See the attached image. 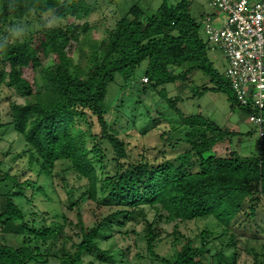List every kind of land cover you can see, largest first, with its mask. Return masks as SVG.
<instances>
[{"label": "trees", "instance_id": "trees-1", "mask_svg": "<svg viewBox=\"0 0 264 264\" xmlns=\"http://www.w3.org/2000/svg\"><path fill=\"white\" fill-rule=\"evenodd\" d=\"M32 11L51 13L67 23L41 25L20 40H12L11 27L28 19ZM91 11L87 0H0V105L5 88L27 98L21 104L9 102L10 121L2 123L0 119V130L20 136L25 149L17 156L27 155L28 166L38 171L37 178L56 177L64 185L68 173H74L86 182L81 196L112 207L110 212L96 215L91 227L80 223L81 240L72 253L61 247L53 256L61 264H83L85 255L115 264L112 249H101L99 241L136 233L135 226L142 224L147 256L160 264H204L209 253L208 264H235L238 243L244 237L241 228L256 226L264 212V135L259 139L255 129V153L246 154L243 147L237 151L235 139L252 132L222 128L200 113L183 114L176 108L181 98H168L164 86L185 83L195 71H201L209 85L192 84L194 97L209 90L223 91L231 94V109L248 116L255 110L237 101L225 71L221 74L213 67L207 55L210 46L200 35L202 24L192 17L187 0L175 4L162 0L154 11L132 5L113 28L103 29L99 42L86 37L81 41L75 27V22L87 18ZM74 49L83 59L80 62L72 58ZM48 57L51 61L46 63ZM143 62L146 66L138 85L132 77ZM118 77L122 91H128L129 97L136 95L137 103L145 106L152 127L168 118L161 117L160 106L154 109L152 101H166L176 111L180 123L161 132L171 146L182 147L174 157L129 140L135 132L136 108L130 114L120 99L105 103L109 85ZM262 116L264 131V108ZM224 141L230 150L218 155L214 147ZM59 164L64 167L55 172ZM36 181L21 182L0 169V195L4 197L0 227L19 222L21 235L19 246L0 241V264H47L61 235L60 223L38 226L34 219L28 222L15 203L14 198L31 202L24 188H34ZM73 190L70 187L67 193ZM37 191L47 196L43 187ZM76 205L77 201H70L68 206ZM146 207L154 210L158 220H207L210 226L195 237L176 231L170 253L159 255L154 249L158 231L154 223L146 221ZM213 241H218L219 247L211 253L207 245ZM227 248H231L229 254ZM248 249L257 260L259 254L251 246ZM261 255L264 257V252Z\"/></svg>", "mask_w": 264, "mask_h": 264}, {"label": "rangeland", "instance_id": "rangeland-1", "mask_svg": "<svg viewBox=\"0 0 264 264\" xmlns=\"http://www.w3.org/2000/svg\"><path fill=\"white\" fill-rule=\"evenodd\" d=\"M92 4V11L85 19L75 22V27L78 32L81 41H84L85 37L91 41L99 42L104 36L103 29L113 28L116 20L125 17L129 8L132 5H139L143 10L154 11L162 0H87ZM171 4H175L179 0H167ZM189 3V10L192 17L203 25V20L207 16H215L218 10L211 5V0H187ZM67 23L66 20H59L51 13L37 15L35 11L30 13V17L22 21L19 25L12 26L10 29L11 39L20 40L24 33L30 30L38 29L43 26H60ZM218 26V25H216ZM85 27V28H84ZM200 35L202 39L206 40V35L203 31V26L200 29ZM88 47L86 46V50ZM73 60L77 63L83 60L79 52L74 49L71 52ZM208 58L212 62L213 67L221 74L226 69V60L219 50H208ZM51 61V57L46 59V63ZM84 62V61H82ZM146 62L141 63L132 77L133 83L139 85L140 78L143 74ZM116 83L109 85L107 97L105 103L110 104L116 102L117 99L122 100L124 103V109L131 114V109H134L136 118H134L135 132L129 135V140L133 143L144 146L145 149L156 147L157 150H163L169 158L174 157L176 151H181L182 147H173L171 142L165 141L161 137V132L164 129H168L172 124H179L180 120L174 109H171L166 101H152L151 105L154 109L156 106L163 112L161 117L167 118L162 120L158 127H152L150 117L144 114L145 106L137 103L136 95H128V91L120 88L122 79L117 78ZM191 80V81H190ZM189 81L185 83H170L165 85L166 95L168 98L175 99L181 98L176 102V108L185 115L201 114L206 119L217 124L222 128H234L242 133L252 132V134L241 136L234 141V147L237 151L241 150L240 147L245 149L246 154H252L257 151L258 137L255 131L256 127L252 123L250 116L245 114L239 109H231L230 97L231 94L223 91H206L200 96H193L191 86L194 84L197 87L201 85H209L208 78L201 72L195 71ZM129 89V88H128ZM5 98L0 105V119L2 123L10 121L9 116V102L14 101L16 103H25L26 97L21 96L15 89L5 88ZM147 100V97L145 98ZM144 108V109H143ZM152 108V110H153ZM142 114V116H141ZM120 125V124H118ZM5 128L0 130V169L7 170L10 176L18 177L19 181L25 180L36 181L34 188H24L26 197L31 198V202H26L25 199H15V203L20 206L24 213L25 219L30 222L32 219L36 221V225L40 226L42 223L58 222L62 225V231L59 238L54 244V248L51 250V255L48 258L47 264H61L60 259L55 258L53 253L64 247L69 252L75 250L74 245L80 242V223L87 227H91L94 224L96 215H104L110 212L109 205L99 206L96 201L88 199L87 196H81V193L86 190V182L75 177L74 173H68L65 179L64 185L60 183L59 179L53 177L49 179L44 176L37 178L38 171L35 167H29L27 164V155L17 156V153H21L25 149L24 142L20 139V136L14 132H5ZM122 134V133H121ZM177 149V150H175ZM215 152L218 155H225L230 150L228 148L227 141L218 143L214 147ZM64 165L59 164L55 168V172H59ZM43 187L47 196H44L37 191L38 187ZM12 187V183H9L8 188ZM73 187L72 193L68 194L67 189ZM13 191V190H12ZM49 197V199H48ZM81 197V198H80ZM4 200V197L0 195V203ZM70 201H77V205L69 208ZM36 215H35V214ZM261 218L256 220V226L248 225V230H242L244 236L239 246V256L235 264H264V257L261 255L264 252V212H262ZM146 221L154 223L158 236L155 240V251L159 255H165L170 253L174 236L177 232H180L184 236L195 237L199 231L206 226H210L207 220H193V221H173L166 222L163 219L158 220L155 216L154 210L150 207H146ZM143 225L137 224L135 226L136 233L129 232L128 234H116L115 239L108 240L101 239L99 241V247L104 250H109L112 255L115 256V264H160L157 260L149 258L147 256V247L145 240L141 235ZM19 222H10L5 229L0 227V241L5 242L10 246H19L21 244V235L19 234ZM261 231L262 233L253 240L252 238L256 233ZM245 237L249 242L245 245ZM218 241L208 243L207 247L211 253L215 252V247H219ZM196 245L199 243L196 242ZM248 246L254 248L259 258L256 260L253 257V252H249ZM128 248L125 255L124 250ZM123 249V250H122ZM231 248H227L225 253L229 254ZM136 254L142 255L137 257ZM210 255V253L208 254ZM207 254L204 257V264H208L209 256ZM83 264H111L104 263L96 260L91 255L83 256Z\"/></svg>", "mask_w": 264, "mask_h": 264}, {"label": "built area", "instance_id": "built-area-1", "mask_svg": "<svg viewBox=\"0 0 264 264\" xmlns=\"http://www.w3.org/2000/svg\"><path fill=\"white\" fill-rule=\"evenodd\" d=\"M211 5L218 14L203 20L206 41L210 49L223 54L225 76L237 101L255 110L250 119L261 139L264 135V0H211Z\"/></svg>", "mask_w": 264, "mask_h": 264}]
</instances>
